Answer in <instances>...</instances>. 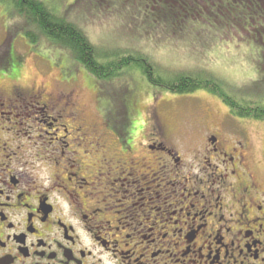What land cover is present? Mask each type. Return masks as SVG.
<instances>
[{
	"label": "flooded vegetation",
	"instance_id": "af4514ba",
	"mask_svg": "<svg viewBox=\"0 0 264 264\" xmlns=\"http://www.w3.org/2000/svg\"><path fill=\"white\" fill-rule=\"evenodd\" d=\"M167 93L146 120L98 124L72 93H0V264H264V145L255 155L252 134L264 122L239 119L178 151ZM35 126L48 149L33 156Z\"/></svg>",
	"mask_w": 264,
	"mask_h": 264
},
{
	"label": "rangeland",
	"instance_id": "374dc122",
	"mask_svg": "<svg viewBox=\"0 0 264 264\" xmlns=\"http://www.w3.org/2000/svg\"><path fill=\"white\" fill-rule=\"evenodd\" d=\"M41 1L54 13H61L67 21L81 29L98 53H105L107 60H111L118 52L133 55L139 53L160 77L169 78L181 73L204 76L203 78L212 75L231 89L229 93L234 99L264 105V53L258 49L262 45L246 42L247 34L243 30L239 35L233 32V37L219 45L204 43L206 36L201 44H195L188 38L177 41L171 39L170 34L153 31L152 24L148 31L150 35H146L147 22H143L145 26H142L144 19L143 16L139 17V12L144 10H137L133 6L134 0ZM155 10L156 7L152 5L147 9L149 13ZM26 29L29 27L12 12L11 5L0 0V93L3 95L9 96L18 87L25 91L27 97L41 93L43 99L39 102L45 103L48 99L55 98L57 93H72L75 102L84 112L86 122L98 124L102 117L112 119L118 115H125L136 121L146 120L153 108L154 98H158V92L167 93L147 82L146 77L134 66L121 70L114 75L113 82L100 88L99 83L72 59L68 50L43 37L31 43L25 36ZM21 96L26 98L23 94ZM160 98L168 100L165 103L168 110L162 114V118L171 135L178 137V147L174 145L178 151L190 150L194 140L201 143L202 136L211 131L222 132L223 128L226 131L223 130L225 133H222L228 134V131L233 132L239 128L240 118L235 117L215 95L206 91L194 92L191 97L169 92ZM63 100L62 98L61 103L57 101V110L64 108L66 112H70L62 104ZM32 102L35 101H29L28 104ZM102 105L106 106L104 116L97 110ZM122 108L125 109L124 114ZM69 121H62V124L67 123L66 125L73 127ZM25 124H31V117ZM35 128L41 132L36 131L31 135V150L37 144L44 152L48 149L47 139L41 128ZM147 129H144V134ZM40 134L42 137H38ZM252 134L255 155L258 156L260 146L264 145V132ZM20 136L26 138L22 132ZM172 136L170 137L174 138ZM74 147L73 144L69 150H75L82 156V149ZM32 152L36 156L37 153L34 150ZM258 170H261L260 178L264 183V166ZM48 176L49 174H44L42 178L47 179Z\"/></svg>",
	"mask_w": 264,
	"mask_h": 264
},
{
	"label": "trees",
	"instance_id": "16d2710c",
	"mask_svg": "<svg viewBox=\"0 0 264 264\" xmlns=\"http://www.w3.org/2000/svg\"><path fill=\"white\" fill-rule=\"evenodd\" d=\"M4 1L29 27L25 30V36L31 43L43 37L68 50L72 59L99 83L100 88L113 82L114 75L121 70L134 66L154 87L174 95L206 91L220 99L235 117L264 122V105L234 99L229 93L231 89L212 75L203 78L181 73L163 78L156 75L154 67L139 53L118 52L111 60H107L105 53L99 54L81 29L67 21L61 13H54L41 0H1L2 3ZM149 5L155 6L156 10L149 13ZM133 6L139 11L141 8L144 10L139 12V17L143 16L142 26H145L143 22H147L146 35H150L148 31L152 24L153 31L170 34L171 39L177 41L188 38L190 42L201 44L206 36L204 43L219 45L233 37V32L239 35L243 30L247 34L245 41H249V44L261 43L258 49L264 53V0H161V3L158 0H134Z\"/></svg>",
	"mask_w": 264,
	"mask_h": 264
}]
</instances>
